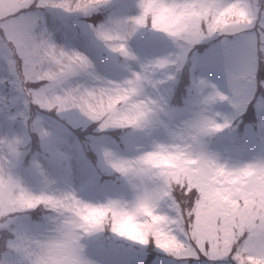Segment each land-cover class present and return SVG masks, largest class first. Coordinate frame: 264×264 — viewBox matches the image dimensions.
I'll use <instances>...</instances> for the list:
<instances>
[{
	"label": "clouds",
	"instance_id": "obj_1",
	"mask_svg": "<svg viewBox=\"0 0 264 264\" xmlns=\"http://www.w3.org/2000/svg\"><path fill=\"white\" fill-rule=\"evenodd\" d=\"M26 2L85 18L91 47L0 27V83L22 105L19 129L0 135V264H93L82 241L105 230L186 264L194 252L181 236L194 215L210 220L214 255L264 264V249L243 243L264 235V154L229 164L209 148L249 105L264 110V0H134L123 14L111 10L114 0ZM12 3L0 0V17ZM142 30L165 48L135 51ZM202 44L231 52L227 92L195 71ZM69 116L92 127L87 147L100 173L119 182L117 194L85 199L73 187L71 146L53 126Z\"/></svg>",
	"mask_w": 264,
	"mask_h": 264
},
{
	"label": "rangeland",
	"instance_id": "obj_2",
	"mask_svg": "<svg viewBox=\"0 0 264 264\" xmlns=\"http://www.w3.org/2000/svg\"><path fill=\"white\" fill-rule=\"evenodd\" d=\"M123 1L129 4L122 7ZM112 7H114L113 11L121 14L132 13L136 10L134 7V0H114ZM45 9L46 27L43 31L39 28L44 25L45 19L40 15V11H38L40 14L37 11H33V15L36 17L34 31L37 34L43 32L50 37L53 43L63 45L65 48L91 47L87 36L85 18L79 15L66 14L58 9ZM97 15L98 14L93 15L90 18L92 22H94ZM145 31L146 30H142L132 39L130 43L133 49L141 55H151L162 51L166 46L165 39L152 32H150L149 35H145ZM69 39L72 41H69ZM196 53L194 61L197 67H207L206 71L209 74L207 76L212 78L222 91L227 92V75L225 70L227 66V57L223 46L218 44H202L197 49ZM5 76H7V71L3 62L0 61V79H3ZM182 91L183 88L178 91L177 100H179ZM21 106L17 94L11 89L7 80H5L4 83H0V135H11L14 131L19 129V118L13 119V116ZM220 107L222 111L230 112L227 104ZM249 107L253 109V113L257 110L253 105H249L241 115H246L249 112ZM256 116L258 117V123L261 128L257 133L254 131L255 129L253 127H248L250 129L245 133V136L248 138L244 140L243 143H237L241 141L243 137L238 130V122L235 124L236 122L234 121L228 128H225L211 138L209 148L211 151L219 154L221 162L227 161L229 164H235L250 160L258 154H264V110L259 111L258 114L256 113ZM239 118L240 116L238 119ZM53 126L57 134L66 139L71 146V159L69 163L73 175L69 176V178L73 187L76 188L78 193L85 199H103L105 195L99 196L96 193V187L100 181L101 183L104 181L103 177L106 175L100 173L96 164V158L95 160H90L83 154V148L72 133L74 129L92 130V127H85L83 124H77L76 118L72 116L68 117L67 123L62 121ZM254 147L257 148L253 150ZM104 187L108 190L107 195L117 194L119 192L111 188L110 182H105ZM88 240L90 243L91 241L94 243L95 249L97 247L99 250L98 252H102L104 257L110 258L113 262L111 264H139L143 258H146L148 247H152L151 245L144 246L138 242L130 241L107 230L97 232L85 238V241ZM82 243H84V240ZM86 248L87 246H85L84 254L93 264H105L103 263V259H97L90 251H87ZM156 251L157 256L152 264H176V261L167 254L158 249H156Z\"/></svg>",
	"mask_w": 264,
	"mask_h": 264
},
{
	"label": "snow or ice",
	"instance_id": "obj_3",
	"mask_svg": "<svg viewBox=\"0 0 264 264\" xmlns=\"http://www.w3.org/2000/svg\"><path fill=\"white\" fill-rule=\"evenodd\" d=\"M34 8L33 4L27 3L26 0H13L8 11L0 17V27L18 36L30 37L36 24V17L33 15ZM223 48L228 60L231 52L226 47ZM257 75L264 78V63H258ZM181 238L186 239L194 252V256L188 258L186 264H234L230 254L220 256L213 254L216 236L210 220L194 215L185 222ZM243 243L254 249H264V235L253 233L248 235Z\"/></svg>",
	"mask_w": 264,
	"mask_h": 264
},
{
	"label": "trees",
	"instance_id": "obj_4",
	"mask_svg": "<svg viewBox=\"0 0 264 264\" xmlns=\"http://www.w3.org/2000/svg\"><path fill=\"white\" fill-rule=\"evenodd\" d=\"M149 248L151 249L152 252H157L154 247H149Z\"/></svg>",
	"mask_w": 264,
	"mask_h": 264
}]
</instances>
